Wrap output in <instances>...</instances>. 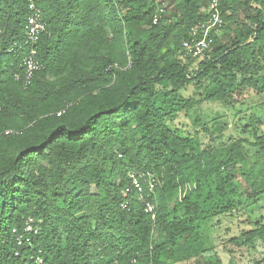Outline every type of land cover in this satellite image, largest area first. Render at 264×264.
<instances>
[{
    "label": "trees",
    "instance_id": "trees-1",
    "mask_svg": "<svg viewBox=\"0 0 264 264\" xmlns=\"http://www.w3.org/2000/svg\"><path fill=\"white\" fill-rule=\"evenodd\" d=\"M211 1L38 0L42 68L25 89L30 11L0 0V264H223L207 231L242 209L253 226L229 241L264 246V120L236 109L244 90L264 93V0H219L212 52L189 56L183 41ZM205 101L252 111L235 125L252 138L204 142ZM130 172L155 176L156 221L136 197L123 207ZM29 218L38 234L20 244Z\"/></svg>",
    "mask_w": 264,
    "mask_h": 264
},
{
    "label": "rangeland",
    "instance_id": "rangeland-1",
    "mask_svg": "<svg viewBox=\"0 0 264 264\" xmlns=\"http://www.w3.org/2000/svg\"><path fill=\"white\" fill-rule=\"evenodd\" d=\"M187 96H195L200 99V93L195 92V88L192 86L186 92ZM243 96L249 104H245L241 107L239 104L236 109H246V106L255 109V113L264 120V108L259 105H264V93H256L255 90L246 89L243 92ZM238 97V100L240 97ZM202 114L210 121L211 133L203 132V127H199L198 130L202 133V140L209 142L214 138L218 142L227 141L230 138H235L238 134L244 137L252 138L251 133H242L240 128L236 129V126H241L246 123L247 119L252 115V111L243 113L240 116H236L237 110L224 108L217 101H205L201 103ZM179 128L183 129L187 133L194 134L195 128L192 120L186 115L181 113L176 121ZM213 135V137H212ZM250 152H253L252 148H249ZM184 193L182 192L181 195ZM259 204L264 206V196L260 197ZM261 209H252L253 221L259 219V211ZM264 213V208L262 209ZM233 213V212H232ZM249 213V212H248ZM245 210L234 211L233 214L229 213L224 216H217L210 223L209 235L215 244L214 250L208 255H214L217 253L222 260L223 264H229L230 259H234L236 264H255V262L264 258V246L260 241L255 242V247H236L229 240L240 235L244 230L250 229L253 223L249 220V214ZM157 233V230H155ZM157 235V234H156ZM158 238V236H156ZM156 238V239H157ZM180 264V263H179ZM187 264V263H181ZM195 264V263H192Z\"/></svg>",
    "mask_w": 264,
    "mask_h": 264
},
{
    "label": "built area",
    "instance_id": "built-area-1",
    "mask_svg": "<svg viewBox=\"0 0 264 264\" xmlns=\"http://www.w3.org/2000/svg\"><path fill=\"white\" fill-rule=\"evenodd\" d=\"M29 8V15L27 17V23L25 26L26 32V44L31 45V51L27 54L21 63L24 68V85L26 89L29 87L32 78L36 71L42 68L41 62L36 58L35 45L39 40V36L46 29V24L43 20L42 10L38 5V0H26ZM164 11V9H161ZM158 17L155 18L157 22ZM223 18L219 8V0H212L208 8V17L202 21H199L191 27L189 31V38L183 41V48L187 55L195 58H208L209 54L213 50V32L218 31L223 26ZM18 48H22V45L15 43L7 49L8 53L15 52ZM3 52L0 46V54ZM115 68L126 69L128 67H121L119 64H115ZM16 79H20L21 76L16 74ZM59 112L58 114H60ZM11 130L6 131V133ZM130 185L124 190V196L127 201L123 204L126 208L133 197H136L139 201L144 202L145 211L150 214L153 221L157 219V211L154 203L146 199V187L150 193L154 192L157 186V180L152 173L143 172H130L129 173ZM38 228L35 226V220L29 218L26 221L25 234L18 236V242L22 244L24 240L26 242L31 241L30 234H38ZM43 257L38 256L36 258L37 264L43 263Z\"/></svg>",
    "mask_w": 264,
    "mask_h": 264
}]
</instances>
